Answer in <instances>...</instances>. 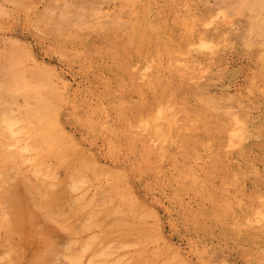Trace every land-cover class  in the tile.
<instances>
[{
	"label": "rangeland",
	"instance_id": "1",
	"mask_svg": "<svg viewBox=\"0 0 264 264\" xmlns=\"http://www.w3.org/2000/svg\"><path fill=\"white\" fill-rule=\"evenodd\" d=\"M70 10L86 13L83 23H62ZM8 56L50 97L68 153L58 170L54 156L25 150L13 178L0 175V200L26 175L40 189L18 192L23 207L51 199L50 218L23 225L12 264L44 254L51 230L58 264H86L90 251L70 256L111 230L99 246L116 247L112 264H264V0H0L3 84L17 65ZM14 91L5 104H35ZM35 168L51 182L78 169L85 181L46 186ZM85 200L101 216L112 208L104 225L72 215ZM9 209L1 202L0 217ZM0 248L9 264L1 225Z\"/></svg>",
	"mask_w": 264,
	"mask_h": 264
},
{
	"label": "bare ground",
	"instance_id": "2",
	"mask_svg": "<svg viewBox=\"0 0 264 264\" xmlns=\"http://www.w3.org/2000/svg\"><path fill=\"white\" fill-rule=\"evenodd\" d=\"M17 2H18V0H17ZM83 15H86V13H84V12L78 13V12H74V11L70 10V11H68L67 16H63L62 23L73 22V23L80 25L84 21V19L82 20ZM13 51L10 53V55H12ZM16 51L18 52V50H15V56H16ZM19 54H20V52H19ZM15 56H10V57L8 56L6 59L8 60V58H9V60H12V58H15V61H16ZM18 56L19 55L17 54V57ZM3 61H4V59H3ZM13 61H12V63L15 62V61L14 62ZM12 63H11V65H12ZM16 64H17V61H16ZM13 65L10 67L11 68V76H13L12 80H15L16 83L13 84L11 82L12 81L11 78L8 79L4 84H3V82L0 83V87L6 89V91H1L2 96H0V136H3V137L5 136L4 139L2 137H0V143H1L0 144V175L1 176L5 175V176H9L10 178H13L14 174H16V173H13L14 168L16 167V165L18 163L20 165V162L23 161V159H25L23 152L25 150H30V149L35 151V153L29 159H34L36 161L43 162L47 158H49L50 156H54L55 157V166L54 167H56L58 170H59V168L65 169V167H67V165H68V153H67L65 145H64L65 142L61 139H58L59 137L55 136V133L53 130L54 124H55L54 118H55V114H56L55 107L53 106V103L51 102L50 97L47 96L46 93H44L41 85H39L37 83L34 86L28 87L27 84L24 83V82L27 83L28 80H31V78L26 80V75H27V74L25 75V72H27L26 69L23 71L24 67H22V69H21L20 67H18L19 64H17V65L13 64ZM7 68L8 67H6V70H8ZM12 70H15L16 73L12 74V72H13ZM21 71H23V72H21ZM20 72L24 73L23 75L25 76L24 77L22 75L25 78L24 79L25 81H23V82L19 77ZM33 73H34V71L31 72V74H33ZM36 74H38V73H36ZM27 76H29V75H27ZM32 76L33 75H31V77ZM32 78H34V76ZM37 79L42 80V77L40 78V75H38ZM11 90H15L14 91L15 93L20 92V93H23L25 96L35 98L36 99L35 104L34 105L28 104V105H26V107L24 109H17L14 106H9L10 104L9 105L5 104L7 101H9V98L11 99L13 97L12 95H9L11 97L8 96V93H10ZM36 95L38 97H36ZM14 146H16V148H14ZM95 164L96 163H91V167L94 168ZM51 168H53V166ZM35 169H36L35 173L41 174L42 175L41 178L46 181L45 185L50 186V187L53 186V187H58L61 189L72 188V189L78 190V189H81L83 187V183L85 181V178H83L81 172H79L78 169H75L74 173L71 174V176H70L71 180L70 181H60V182L49 181L50 177H53V175H51L50 173H42L40 168H38V169L35 168ZM18 170H19L18 174L21 175L20 168ZM50 170H56V169H50ZM28 174H30V173H28ZM37 174H34V175L37 176ZM15 176H17V175H15ZM29 177H30L29 175L28 176L26 175L24 177L26 180L25 179H24L25 181L22 180L23 184L21 182V179L23 178L22 177L21 179L20 178L18 179L20 181L17 180L19 183L21 182L19 185L17 183H15L16 187H14V188L8 187L7 189L5 188V190H3L4 192H6L4 194V196L7 198L5 200L9 203V208H10L9 210L10 211L8 212L6 210H3L1 212L0 225L3 228V231L5 233L6 242L8 244V250L7 251H8V255H9L8 257H9L10 263L9 262H7V263H9V264H12L16 260L15 254H13V253L18 252V249H19V247L17 249V245L19 243V239H18L19 237L18 236L24 235L23 225L25 224V222H27L29 220V221H31V223H33L32 221H35L37 219V216L40 213H41L40 216L42 217V219H43V215L45 217L50 218L51 210H49V206H50L51 199H47L45 201L42 200L43 202H41V203H39L40 202L39 201V202L35 203V205H33V206H27V205L25 207L22 206L21 203H22L23 194H21V193L18 194V192L19 191L26 192V191H23V189L24 190L26 189L29 192H31L38 185V183H37V185H32L31 183H29L28 182ZM59 177H60V175H59ZM19 187H21V188H19ZM38 188L39 187H37V189ZM100 191H101V189H100ZM57 192H59V191H57ZM100 193H102V192H98L99 196H100ZM2 195H3V192H0V199L2 198ZM34 195H35V193H34ZM56 195H58V194L57 193L53 194L52 195L53 198ZM108 195L109 194H106V196H104V198L106 199ZM96 196H97V194H96ZM100 198H102V196ZM5 200L4 199L0 200V204H1V202H4ZM103 202H107V200H105V201L103 200ZM133 203H135V202L133 201ZM139 205H141V204H139ZM110 210H112V208H108L105 211L107 212V214H110L111 213ZM38 211H39V213H38ZM108 212H110V213H108ZM105 213H103L102 216H101V214H99V211H97L94 207V201L93 200H88V201L85 200V201L80 202L78 208L72 211L73 216L85 217L86 221L85 222L83 221L85 227H92L94 225L100 226L102 224L104 225V222L102 219H104V218L107 219V217L109 216V215L107 216V214L105 215ZM134 213H135V211H134ZM10 215L14 216V219H15L14 221H12L10 219ZM34 218H36V219L34 220ZM119 218H121V217H119ZM39 222H40L39 225L44 224L43 222L41 223V221H39ZM52 229L54 231V228H52ZM56 231H57V229H56ZM37 232H38V230H37ZM40 232L43 233L41 230L38 233H40ZM44 232H45V229H44ZM50 232H52V230L49 231V234H50ZM63 232H65V230ZM54 233H56V232H54ZM49 234L46 232L43 234L44 240L48 241V243L46 245L47 246L46 252H44V254L40 255L35 261H31V264H58L57 256L60 257L62 254V252H61V254L57 255V252L61 249V248L58 249V244L60 242L58 240V242H59L58 243L55 240V237L53 239L52 234L51 235H49ZM112 234H118V230H111V232L109 234H101L98 236L95 233L94 234V236L96 235L95 237H93V238L91 237L88 240L86 239V241H84V243L82 245L81 252H78V254L75 255V257L73 255L72 256L73 258L70 256V258L73 261L80 260V259L82 261V259H84L85 255H86V253L88 251H90V258L88 259L86 264H112V262H111L112 260L110 261L109 259H110V256L113 254L112 249L115 246L113 245L112 248L111 247L110 248H103V247L99 246V243L102 242L105 237L112 235ZM112 240H114V239H112ZM117 241H119V240H117ZM122 241H123V239H122ZM111 242H113V241H111ZM126 242L124 241V243H126ZM110 244L108 246L112 245V244L111 245ZM119 246H121V245H119ZM5 247H7V246H4L3 249ZM115 249H116V247H115ZM2 251L5 252V250H2ZM158 253L160 254V252H156L155 255H157ZM137 254H140V252H138ZM65 255H63V256H65ZM123 255L125 257V255H127V254H123ZM123 255H122V257H123ZM131 258H133V256ZM131 258H129V259H131ZM157 258H159V257L157 256ZM173 258L171 260H174ZM134 259H136V258H134ZM117 260L119 261V258ZM138 260H139V258H138ZM128 261H130V260H128ZM140 261H141V259H140ZM113 262H116V258H115V261H113ZM180 262H181V260H180ZM59 263H62V262H59ZM144 263H146V261L141 263V264H144ZM181 263L184 264V260ZM114 264H116V263H114ZM132 264H135V263L133 262ZM169 264H178V263L172 262ZM185 264H186V262H185Z\"/></svg>",
	"mask_w": 264,
	"mask_h": 264
}]
</instances>
